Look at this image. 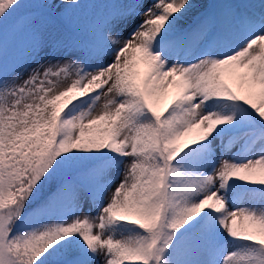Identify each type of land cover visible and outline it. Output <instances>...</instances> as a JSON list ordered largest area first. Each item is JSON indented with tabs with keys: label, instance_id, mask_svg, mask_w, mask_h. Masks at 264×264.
<instances>
[{
	"label": "snow or ice",
	"instance_id": "snow-or-ice-1",
	"mask_svg": "<svg viewBox=\"0 0 264 264\" xmlns=\"http://www.w3.org/2000/svg\"><path fill=\"white\" fill-rule=\"evenodd\" d=\"M0 264H264V0H0Z\"/></svg>",
	"mask_w": 264,
	"mask_h": 264
},
{
	"label": "rangeland",
	"instance_id": "rangeland-1",
	"mask_svg": "<svg viewBox=\"0 0 264 264\" xmlns=\"http://www.w3.org/2000/svg\"><path fill=\"white\" fill-rule=\"evenodd\" d=\"M85 211H87V209Z\"/></svg>",
	"mask_w": 264,
	"mask_h": 264
}]
</instances>
